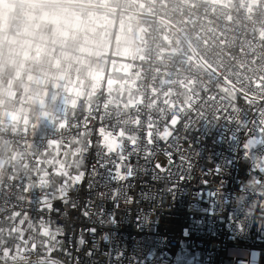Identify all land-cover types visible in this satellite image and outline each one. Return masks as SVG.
I'll use <instances>...</instances> for the list:
<instances>
[{"label":"built area","instance_id":"1","mask_svg":"<svg viewBox=\"0 0 264 264\" xmlns=\"http://www.w3.org/2000/svg\"><path fill=\"white\" fill-rule=\"evenodd\" d=\"M6 1L8 32L21 33L28 1ZM48 2L65 4L80 21H94L104 11L135 25L141 50L129 62L137 77L127 80L120 105L107 88V71L93 99L79 96L69 114L61 107L41 130L36 114L17 126L0 116V142L21 156L8 176H0V264H264V200L254 195L260 191L254 181L261 175L255 169L264 164V136L248 133L237 120L213 119L228 109L240 120L246 114L255 120L256 110L264 108V0ZM106 58L125 61L112 52ZM199 113L208 119L185 133V120ZM173 117L191 148L183 139L175 141L183 149L172 152L168 171L175 175L154 180L155 163H168L164 150L174 141H159L160 150L146 162L143 149L156 148L147 145V126L162 131ZM100 129L137 136L141 151L123 162L116 153L105 155ZM123 142L127 155L133 146ZM105 160L112 163L101 168L98 161ZM74 161L85 172L83 183L69 191L68 203L52 201L59 212L40 211L35 199L51 190L38 184L41 174L54 189L65 179L58 172L78 171ZM116 164L125 173L130 166L133 175L112 179L108 169L114 174ZM181 174L186 179L175 181ZM159 175L167 177V171ZM41 219L60 229L59 244L43 234Z\"/></svg>","mask_w":264,"mask_h":264},{"label":"crops","instance_id":"2","mask_svg":"<svg viewBox=\"0 0 264 264\" xmlns=\"http://www.w3.org/2000/svg\"><path fill=\"white\" fill-rule=\"evenodd\" d=\"M27 1L24 29L10 34V7L0 0V116L6 123L28 124L36 114L38 130L49 126L61 107L69 114L79 96L93 99L107 71V88L115 102L125 105L127 80L137 77L129 60L141 50L140 30L104 11L94 21H80L61 2ZM138 40L140 45L135 48ZM110 52L125 61H108ZM20 158L0 142V176H8V168Z\"/></svg>","mask_w":264,"mask_h":264},{"label":"snow or ice","instance_id":"3","mask_svg":"<svg viewBox=\"0 0 264 264\" xmlns=\"http://www.w3.org/2000/svg\"><path fill=\"white\" fill-rule=\"evenodd\" d=\"M261 102H264V100H260ZM249 104H255L257 103V100L255 99H249L248 100ZM233 111H236L235 109ZM228 109H221L214 117L213 119L219 120V119H228V120H237L239 123L244 125L246 130H248V133L254 131H258L262 136H264V108H259L256 110L255 116L256 119L253 120L250 116H247V119L240 120L238 118V113L236 115H229ZM208 119L203 113L197 114L193 119H186L185 123L182 125L184 132L186 133L187 129L192 128L197 124V121L201 120H206ZM179 123V118L178 117H173L169 122L165 123L163 125V130L161 131L160 128L156 127V124L149 123L147 126V133H146V140H147V145H153L154 143L156 144V148H150V147H145L143 149L144 153V159L146 162L151 163L149 160V157L154 156L157 151H159V141H165L167 142L170 137H172L174 143L167 145L165 148V155L168 157V163L164 166H162L159 162H156L154 165L153 169V179L154 180H159L161 178L163 179H169L171 180L172 177L175 175L173 172L168 171L169 166L173 165V156L172 152L173 151H183L182 146L179 143H175V141H178L180 139H183L187 143V135H184L183 137L180 136L179 132L176 130V125ZM251 123L254 125V128L250 129L248 128V124ZM174 133H176L174 135ZM100 135L102 137V147L103 149L106 150L105 155H110L112 153H116L119 156V159L121 162L124 160L128 159L130 156H132L134 153H139L141 149L137 145V140L138 137L135 135L127 134L123 130L120 131L118 135L113 134L111 132H105L104 129H100ZM124 140H127L131 143L133 146L131 151L127 153V155L124 154ZM252 144H256L257 140L253 139L251 141ZM188 144V149L191 148V144ZM97 155H100L98 153ZM181 160H184L185 157L181 156ZM100 163L101 168H107V165L109 163H112L110 160H105L103 162L98 161ZM73 165L76 167L78 170L75 174L67 171L66 169L58 172L59 175H63L65 177L64 181L62 182L61 185L57 186L56 188L52 189L50 186H48L49 190H46L43 192L42 197L38 196L35 199V203L40 206L39 210L43 211L44 209H47L49 212L52 211H57L59 212V209H54L52 201L59 199L64 203H68L69 201V196L68 193L69 191L73 190L76 185L83 183L84 177H85V172L84 171H79L80 168V162L79 161H74ZM64 165H61V168L64 169ZM116 171L113 174L112 169H108V175L115 180H127L129 177L133 175L132 168L129 166L127 168V172H122L121 169V164H116ZM159 170V173H163L167 171V177H162L159 175V173L156 171ZM181 169L177 168V172H180ZM186 172L187 170H183ZM207 171V170H205ZM220 170L217 168L214 172L213 175H216ZM255 171L261 175L257 176L256 180L254 181L255 188H259V192H255L254 195L255 197H259L261 200H264V164L261 165V167L256 168ZM95 166H93V173L92 175H95ZM207 176V175H206ZM186 176L181 174L179 175L175 181H182L185 180ZM205 183H208L207 180L204 181ZM44 185H42L43 187ZM175 183L171 184L170 190L175 188ZM93 183L89 182L88 188L92 189ZM103 195V193H101ZM112 199H115V194L111 197ZM30 203L32 201H29ZM255 204V202H254ZM73 208L77 207L76 203L73 202ZM85 208H87V205H85ZM262 210H264V206H262ZM84 216H88L89 213L88 211H83ZM41 221V229L43 231V234L45 236H49L52 241L55 242V244H59V241L57 240L58 234H60V229L57 228L53 230L48 224H46L43 219ZM113 222H115L113 218ZM88 231L95 233L96 229L91 228ZM80 244L84 243L83 238L79 240ZM56 249V248H55ZM53 249V251L55 250ZM117 255H120L118 253Z\"/></svg>","mask_w":264,"mask_h":264},{"label":"rangeland","instance_id":"4","mask_svg":"<svg viewBox=\"0 0 264 264\" xmlns=\"http://www.w3.org/2000/svg\"><path fill=\"white\" fill-rule=\"evenodd\" d=\"M140 42H141V40H138V41L135 43V48H138V47H139ZM124 58H125V57H124ZM55 144L59 145L58 143H55ZM61 170H62V169H61ZM40 177H41V179H40V181L38 182L39 185H41V186L44 185L43 187H45V188H47L48 186H50L49 182H48L47 179L45 178V177H46L45 173H42ZM51 264H60V263L57 262V261H53Z\"/></svg>","mask_w":264,"mask_h":264}]
</instances>
